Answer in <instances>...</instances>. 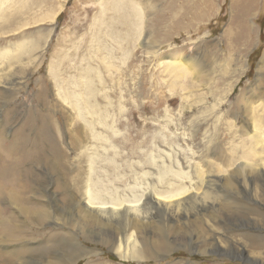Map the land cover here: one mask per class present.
Here are the masks:
<instances>
[{"label":"rangeland","instance_id":"1","mask_svg":"<svg viewBox=\"0 0 264 264\" xmlns=\"http://www.w3.org/2000/svg\"><path fill=\"white\" fill-rule=\"evenodd\" d=\"M0 17V122L12 127L3 145L28 140L27 155L0 149L13 168L9 190L23 199L17 209L0 200L14 243L85 249L64 264H264V0H0ZM85 69L102 117L92 128L64 99L79 95ZM13 73L19 83L8 90ZM79 146L90 166L76 165ZM177 184L186 194L165 201L167 215L146 209L154 190ZM86 187L144 213L116 228L80 220L104 231L94 239L71 232L53 210ZM197 194L194 215L181 203ZM126 239L148 259L119 258Z\"/></svg>","mask_w":264,"mask_h":264},{"label":"bare ground","instance_id":"2","mask_svg":"<svg viewBox=\"0 0 264 264\" xmlns=\"http://www.w3.org/2000/svg\"><path fill=\"white\" fill-rule=\"evenodd\" d=\"M125 1L126 0H112V2L114 4L117 3V4H120V5H124ZM242 4H243L242 2L239 4V6L241 7L240 13L242 12V14H239L240 18L241 17L244 18L245 14H246L245 12H247V11H243L244 9L241 6ZM236 6H238V5H236ZM0 18H2V17H0ZM37 45L38 44L35 43V47H37ZM27 46L26 47H20L19 48V53L20 54H24L27 51ZM32 46H34V45L32 44ZM28 47H30V46H28ZM5 56H7V55H5ZM258 68L261 71V69H262L261 65ZM260 71L257 70V73L260 72ZM15 77H16V75H14V73H13V75L4 77L3 79H4V81L6 83H4L3 87L5 88V86H6L8 90L13 89L14 85L18 84L19 83L18 81L20 79L19 77H16V78ZM80 79L84 80V81L81 82V84L79 83L80 91H84V94H83L84 98L81 99L79 97V96H81V93H82V92L79 91V95H75L74 97L72 96L71 100H69V98L64 93V99L66 101H70V105L72 106L73 110L76 109L77 112L81 113V115L79 114L80 115L79 117H84L85 118V120H84L85 123H86L85 125H87V127H89V128H92L93 126H95V122L97 120H101V118H102V117L98 118V116H97L96 117L97 120L94 119V114L96 112H99V111H97V106L94 103L92 104V100L94 98L95 93H94V90H93V86L91 84V80L94 81L95 75H93L92 72L89 69L88 70L85 69L84 72H82V74L80 75ZM85 91H86L87 95H85ZM72 99L75 100V103L72 102ZM193 107H195V106H193ZM86 112L89 113L90 118L89 117H85V116H87ZM98 115L100 116L101 113L99 112ZM0 124L2 125L1 122H0ZM81 129L83 130V128H81ZM85 129H86V127H85ZM102 129H103V127H102ZM11 130H12V127L11 128L10 127L7 128V126L4 125V124L2 126H0V149L9 148L11 154H13V153L14 154H21L22 153V154L27 155L26 152H24V150H25L24 146L21 145V144H26V142H28V140L26 139L27 137L26 138L25 137H21L18 140L9 142L10 145L4 147V145H3L4 144V142H3V138H4L3 134H7L8 132H11ZM93 132H95V131H93ZM44 135H46V134H44ZM93 135H95V134H93ZM98 135H100V134H98ZM92 137L94 138V136H90V139ZM75 138H76V141H78L77 137H75ZM93 142H95V144H98V143H96L95 139L93 140ZM102 144H105V143H102ZM81 148H82V146H79V148L77 147V151L78 152L76 151L77 152L76 154H77L78 158H77L76 165H78V166L85 165L86 162H87V165H88V162H89V166H90V164H93L95 161L92 160V158H90V156L87 155V152H86L87 150H84V149H81ZM83 161H85V164H83ZM5 163H6L5 164V168H6L7 164H10V165L13 166L15 164V161L13 162L12 160L11 161L9 160V162L5 161ZM187 166L189 168H193L192 165H190V166L187 165ZM7 167H9V166H7ZM160 168H161V166H160ZM151 170H153V169H150V171ZM162 170H163V168H162ZM164 170H165V168H164ZM12 171H13V168H10V169L6 170V169L3 168V164L0 163V200H4L6 202L9 201V204H10V201H11L14 204V206H17L18 202H22L23 203V199H21L22 198L21 195L17 194L16 192H14L12 190H9L10 189L9 188V186H10L9 184L11 182H13V181L10 182L9 181V177L6 176V174H4V173L12 174ZM178 171H180V170H178ZM148 173H151V172L148 171ZM160 173H161V175H163L164 171H160ZM177 174H179L178 177L180 179L184 175V173L182 171L180 173H177ZM177 174L175 173L174 176H176ZM48 178H50V176ZM8 181H9V183L7 184ZM87 182H89V179H86V182H83L84 185L87 186ZM169 185H171V184H169ZM92 186H94V185L92 184ZM175 189H178V190L176 191ZM95 191H96V189H95ZM95 191L91 187H86L85 190L78 191L81 194V195L79 194L80 196L72 194L71 196L67 197L69 200L63 201L64 205H63L62 208L59 206L60 208H59L58 211L53 210V212H57V216H58L56 218L55 215H54L53 219H55V221L57 220L58 222H60V224L63 225V227L65 226L68 229H70L71 232L73 230V232H77V233H79L81 235L86 234V235H88V237L90 239H94L98 234H104V231L101 230V229L99 230L97 228H88L84 224H82L80 222V220H83V219H97L98 221H103L106 218L108 220V222L106 224L109 225L112 228H116V226L122 225L123 219L126 220L127 217H124L126 214H127V216H130L131 213L132 214L135 213V214H137V216H140L141 214L144 213L143 210H145V208L143 209L142 208L143 206L141 207L142 209H139L138 207L133 208L134 204L131 205V206L125 205L124 202L118 200V198L117 199L105 198L104 196H102V194L99 191L96 192V193H95ZM157 191L158 190H154L153 191L152 197H151V193H147L146 194V196L147 197L150 196L151 197V201L154 202L153 204H147L146 209L150 207L151 210H152L153 207H154L156 211H163V212H165L166 215L168 214L166 212L167 209L168 208H172V204H166L165 201H169V200L172 201V199L176 198V197L178 199H181V198H184L183 195L186 194L184 189L181 187V184H177L175 186L172 185L171 188H167L164 191H160L159 194H157V193L155 194V192H157ZM143 195H144V193H142V195L140 197H143ZM153 195H156L157 197H154ZM154 198H156L158 201L155 202ZM146 199H144V200H146ZM201 199H202V197H200V196L198 197V194H197V195H194L192 197H189L188 199L183 201V203H181V204H183L184 206L188 205L189 208L196 209L194 211V215H197L198 211H202L203 210V207L201 205L203 203L201 202ZM189 201L193 202L190 206H189V203H188ZM125 202H127V201H125ZM132 203H134V202H132ZM126 204H128V203H126ZM181 204H176V205L178 206V205H181ZM60 205H61V203H60ZM173 206H175V205H173ZM47 207H48L47 208L48 210L51 209L49 205ZM54 207H55V205H54ZM15 208L17 209L18 206L15 207ZM26 209H27L26 207L24 209H22V210L19 209L20 214L21 213L23 215L25 214L27 218L32 219L34 221L32 215H30L29 212ZM56 209H58V208H56ZM123 209H126V210L122 211ZM48 210H43V211L41 210L40 211V214H42V217L46 219L45 222L48 221L49 219L53 220L51 214L48 215ZM1 211H2V209L0 210V264H42V262L44 260H57V261L54 262V264H64V263L71 262L72 259H73L72 257H74V256L79 257V256L83 255L82 251H85V249H82L81 245H79V244L76 245L75 243H71V242H67V241L66 242L65 241L62 242L61 240H58L57 244L56 243L55 244H51V246H49V244H48V247L46 246L44 249H41L42 247L40 249L36 248L37 246H35V248L32 249V247L25 246V244L22 241H21V243L20 242L14 243L13 240H12V232H11L10 224L8 222L9 221V217H5V221L8 222V224H9V225L8 224L6 225L4 223V221H3V217L1 216L2 215ZM17 212H18V210H17ZM159 216L160 217H164L161 214H155V217H159ZM37 218H40V216L37 217ZM150 218H152V217H150ZM41 219L42 218H40V220L38 219L37 222H41V223L44 222L43 220L41 221ZM32 220H30V221H32ZM115 220H117L116 223H114ZM11 222H12V220H11ZM15 229H17V228H15ZM13 231H15V230H13ZM107 234L108 233H106V236H107ZM71 240H73V239H71ZM98 240L101 241L102 237H99ZM118 244H119L118 249L115 252H116V255H119V258L124 259V260H131V261H142L144 259H148L147 258L148 252H146L144 254H141V252L137 249V243H136L135 240L126 239V241L123 243L122 247H121V243L120 242ZM40 246H41V244H40ZM42 246H43V244H42ZM161 249H167V247H162ZM38 250H40V253H39L38 256H36V258L34 257L35 259L28 257V256H32L31 255L32 253L35 255ZM89 253L91 254V252H89ZM26 254H27V256H26ZM241 254H243V253L238 252L237 256H241Z\"/></svg>","mask_w":264,"mask_h":264}]
</instances>
